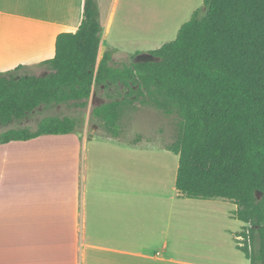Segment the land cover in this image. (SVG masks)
Segmentation results:
<instances>
[{
    "label": "trees",
    "instance_id": "trees-1",
    "mask_svg": "<svg viewBox=\"0 0 264 264\" xmlns=\"http://www.w3.org/2000/svg\"><path fill=\"white\" fill-rule=\"evenodd\" d=\"M95 0H84L75 32L57 35L42 76L24 66L0 73V127L58 105L86 108L92 93L121 87L91 117L111 133L126 112L151 106L176 119L166 149L178 157L174 187L194 200L228 201L245 226L234 236L249 264H264V0H203L153 60L112 65L99 56ZM76 120L47 116L35 130L8 129L0 144L73 134Z\"/></svg>",
    "mask_w": 264,
    "mask_h": 264
},
{
    "label": "crops",
    "instance_id": "crops-1",
    "mask_svg": "<svg viewBox=\"0 0 264 264\" xmlns=\"http://www.w3.org/2000/svg\"><path fill=\"white\" fill-rule=\"evenodd\" d=\"M83 2L0 0V73L51 59L57 35L79 27ZM95 2L99 56L119 53L130 32L135 43L140 0ZM80 142L69 134L0 144V264H249L237 249L234 235L245 225L233 218L234 204L229 217L238 222L225 225L218 199L183 198L175 180L168 190V164L135 152L139 143H126L131 152L99 153L90 171Z\"/></svg>",
    "mask_w": 264,
    "mask_h": 264
},
{
    "label": "rangeland",
    "instance_id": "rangeland-1",
    "mask_svg": "<svg viewBox=\"0 0 264 264\" xmlns=\"http://www.w3.org/2000/svg\"><path fill=\"white\" fill-rule=\"evenodd\" d=\"M203 0H140L137 3L138 18L140 26L137 28L135 43H131L132 33L121 36V48H117L119 53H113L112 65L121 66L123 64H131L134 62H143L153 60L147 53L158 49L163 44L175 39L179 27L189 20L193 12L201 8ZM102 37V30L100 38ZM112 39L117 37L112 32L105 39L104 46L113 47ZM117 43V44H118ZM116 44V45H117ZM107 48H104L105 50ZM111 49V48H109ZM135 53V54H129ZM28 74L42 76L47 73L44 67H33ZM124 92L121 87H112L109 90L93 92L88 101L86 108L79 109L68 105H58L50 108H39L30 114L26 120L21 122H13L6 127H0V134L8 129L26 127L35 130L37 123L47 116L69 117L76 120V129L71 136L81 141L78 145L79 156H84L89 161L88 169L92 171L90 159L95 157L108 155L107 153H118L119 151L131 152L128 144H138L139 148L135 150L138 153L153 154L161 160H165L168 164L167 179L165 186L170 190L176 177L178 165V157L166 150L171 145L176 136V119L167 117L151 106L139 105L136 103V110L126 112L121 120L120 125H116L111 133H117V140L104 138H112L109 132L105 131L101 125L91 117V109L94 106L101 105L109 101V95L115 92ZM83 160V158H82ZM82 160H78L75 175L79 186L82 184L83 169L81 167ZM143 165V160L136 162ZM99 167V166H98ZM146 175V173L144 172ZM74 176V175H73ZM21 183V182H18ZM166 191L168 192V190ZM219 207L224 213L222 217L224 224H237L238 221H232L229 213L232 210L230 202L217 200ZM216 211L214 215L220 216ZM239 226V225H237Z\"/></svg>",
    "mask_w": 264,
    "mask_h": 264
},
{
    "label": "built area",
    "instance_id": "built-area-1",
    "mask_svg": "<svg viewBox=\"0 0 264 264\" xmlns=\"http://www.w3.org/2000/svg\"><path fill=\"white\" fill-rule=\"evenodd\" d=\"M239 240H241V239L239 238Z\"/></svg>",
    "mask_w": 264,
    "mask_h": 264
}]
</instances>
